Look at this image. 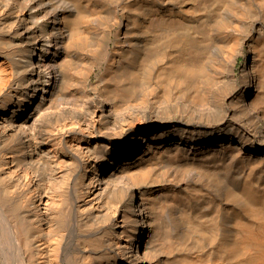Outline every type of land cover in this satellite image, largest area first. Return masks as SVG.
I'll return each instance as SVG.
<instances>
[{"label": "bare ground", "instance_id": "obj_1", "mask_svg": "<svg viewBox=\"0 0 264 264\" xmlns=\"http://www.w3.org/2000/svg\"><path fill=\"white\" fill-rule=\"evenodd\" d=\"M0 264H264V0H0Z\"/></svg>", "mask_w": 264, "mask_h": 264}, {"label": "rangeland", "instance_id": "obj_2", "mask_svg": "<svg viewBox=\"0 0 264 264\" xmlns=\"http://www.w3.org/2000/svg\"><path fill=\"white\" fill-rule=\"evenodd\" d=\"M244 61H245V57H244V55H241L240 57H239V60H238V70H240V68H241V66L243 65V63H244ZM98 72V71H97Z\"/></svg>", "mask_w": 264, "mask_h": 264}]
</instances>
